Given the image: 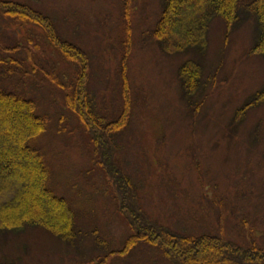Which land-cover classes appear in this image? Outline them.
Here are the masks:
<instances>
[{
	"label": "rangeland",
	"instance_id": "1",
	"mask_svg": "<svg viewBox=\"0 0 264 264\" xmlns=\"http://www.w3.org/2000/svg\"><path fill=\"white\" fill-rule=\"evenodd\" d=\"M6 1L46 15L62 39L83 48L96 112L106 124L124 115L98 140L65 104V88L42 70L27 75V81L8 76L7 88L18 85L16 91L33 98L37 113L48 118L46 130L29 144L48 167L47 186L73 208L76 234L68 241L39 225L0 230V262L172 264L152 243L125 246L140 234L136 214L180 234L219 235L264 248V97L247 103L264 90V56L250 52L254 19L228 30L216 17L203 53L167 52L151 36L164 0ZM16 43L23 51L14 54L25 60L24 69L34 68L33 53L35 64L47 71L53 67L60 76L76 71L42 29L16 23L0 9V50ZM126 54L127 90L120 75ZM15 55L0 54V67H8ZM190 58L201 60L204 73L212 76L205 75L207 85L195 97L198 106L187 101L179 75ZM125 93L130 109L123 103ZM14 116L7 112L2 119L8 124ZM108 158L128 177L132 207L114 193ZM13 173L10 164L0 165L3 179L12 181Z\"/></svg>",
	"mask_w": 264,
	"mask_h": 264
},
{
	"label": "trees",
	"instance_id": "2",
	"mask_svg": "<svg viewBox=\"0 0 264 264\" xmlns=\"http://www.w3.org/2000/svg\"><path fill=\"white\" fill-rule=\"evenodd\" d=\"M0 9L16 23L32 24L42 29L49 44L76 68L70 76L68 73L60 76L53 67L47 71L43 66L35 64L36 57L30 52L33 59L30 55L29 58L35 66L32 64L34 68L24 69L25 60L14 54L23 51L18 43L2 46L0 50V54L3 53L5 57L15 55L8 67H0V165L4 162L10 164L14 172L12 181L0 177V230L14 231L27 225H39L69 241L76 234L73 208L65 198L55 194L47 186L48 167L41 153L29 144L32 137L46 130L48 118L37 113V103L33 98L16 91H21L17 88L18 85L10 87L14 89L9 90L6 79L8 76H17L21 81H27V75L42 70L49 79L65 88V104L88 128L93 129L98 140L106 137L103 131H109L113 126L118 127L122 123L124 113L106 124L105 117L96 112L93 98L88 92L89 57L83 48L62 39L49 17L27 4L13 1H0ZM216 17L225 21L228 30L238 28L247 19H254L256 36L250 52L264 56V0H164L161 17L151 36L167 52L193 50L201 54L206 50L208 31ZM122 43L128 53L129 48L125 47L129 45L127 39ZM126 60L127 54L122 60L120 75L122 85H126L127 90L128 82L124 70ZM200 61L190 58L179 68L185 97L196 106L199 101L195 97L205 89L206 84V74ZM209 77L212 78L211 74ZM122 97L123 103L130 109V99L126 93ZM263 97L264 90L247 103L252 105ZM7 112H14L15 115L8 124L2 119ZM109 163L107 169L111 172L112 179L108 178L111 185L115 186L114 193L121 198L126 197L130 206L132 195L127 184L128 177L115 162L112 163L111 160ZM10 192L13 195L6 197ZM19 192L22 195L17 198L14 194ZM130 207V212L136 214V210ZM136 217L140 219L135 223L140 234L130 236L125 246L134 247L141 241L152 243L162 249L172 264H264V248L256 244L241 246L212 234L184 235L156 223L149 224L143 219L146 218L145 215L142 218L140 214H136Z\"/></svg>",
	"mask_w": 264,
	"mask_h": 264
}]
</instances>
